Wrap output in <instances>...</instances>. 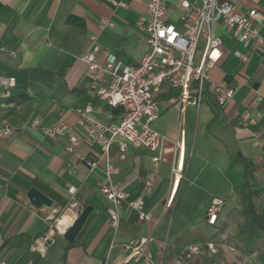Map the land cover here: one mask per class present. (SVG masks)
Returning a JSON list of instances; mask_svg holds the SVG:
<instances>
[{
  "label": "crops",
  "instance_id": "0c3cea01",
  "mask_svg": "<svg viewBox=\"0 0 264 264\" xmlns=\"http://www.w3.org/2000/svg\"><path fill=\"white\" fill-rule=\"evenodd\" d=\"M0 0V120L13 130L10 140H0V232L3 236L0 257L5 264H121L129 258L127 245L134 237H154L152 252L162 256L167 244L165 264H173L194 243L213 241L219 253L204 254L192 264H260L257 255H234L228 252L239 222L232 216L240 212L239 193L245 187L244 164L262 166L257 187H264V102L251 110L258 119L260 131L239 125L241 114L250 109L257 94L264 97V45L244 48L229 31L218 26L223 40L222 55L211 71L212 80L235 89L234 97L222 108L227 121L217 117L209 101L200 106L170 101L172 94L162 93L158 103L156 129L164 138L162 149H132L125 160L118 158L116 148L111 157L119 174L115 182L132 199H144L145 211L153 215L151 222H140L126 204L118 208L119 223L112 225L110 203L100 191L105 182L104 159L98 145L86 140L77 128L75 110L91 105L93 117L104 124L120 122L122 112H114L89 91L88 67L82 57L98 45L101 60L115 56L125 65L139 63L148 50L144 35L138 30L145 16L148 0ZM167 20L181 25L183 0H166ZM239 10L255 9V26L264 36V0H237ZM108 17L112 27L100 28ZM240 52L245 60L236 56ZM11 79L12 87L7 86ZM7 111L13 113L6 115ZM39 121L40 126L31 124ZM231 122V123H230ZM67 125L69 135L80 139L74 153L66 151L67 139L53 140L43 135L42 127ZM185 143L184 172L178 189V203L184 184L201 181L212 188L227 190L210 193L203 203L206 208L215 199L224 201L216 226L207 232L194 229L173 230L175 205L169 207L175 180L174 169L180 159L177 146ZM160 157L157 164L154 157ZM86 157L98 161L91 170L81 161ZM211 173L206 176V173ZM219 174V176H218ZM153 182L150 192L144 187ZM219 184V185H218ZM36 188L53 202L51 207L34 209L27 190ZM77 189L82 205L92 207L90 216L71 245L64 236L56 237L44 253L38 250V238L49 230L61 214L71 219L70 190ZM234 203L227 217L223 211ZM264 210V197L255 202ZM181 211V210H180ZM206 218V217H205ZM172 222V223H171ZM141 264H150L143 260Z\"/></svg>",
  "mask_w": 264,
  "mask_h": 264
},
{
  "label": "built area",
  "instance_id": "2783aa9c",
  "mask_svg": "<svg viewBox=\"0 0 264 264\" xmlns=\"http://www.w3.org/2000/svg\"><path fill=\"white\" fill-rule=\"evenodd\" d=\"M114 6H119L114 0H106ZM183 12L180 16L181 25L177 26L167 20L168 4L166 0H148L145 16L139 19L137 27L144 35L148 46L147 53L139 63L125 65L115 56L101 60V48L96 45L93 51L82 57L88 67L89 91L99 101L112 108H121L120 122L104 124L96 120L91 105L75 110L77 128L87 141L99 146L104 159L105 182L100 191L110 203L108 210L112 225L118 226V208L123 204L134 211L140 222H151L153 215L145 211L144 199H132L130 194L120 188L115 182L119 168L114 165L111 150L116 148L118 158L125 160L132 149L147 148L152 152L162 149L164 138L156 129L159 117L158 103L162 93L172 94L170 101L180 104L200 106L206 99V94L212 95L217 104L224 108L234 97V87L226 83H216L212 80L211 71L222 55L223 40L218 34V26L225 27L230 35L242 43L244 48L252 44L264 45V36L255 26L258 12L255 9L241 11L237 0H183ZM113 22L108 17L100 21V28L112 27ZM242 60L245 57L236 52ZM15 80L11 79L7 86L12 87ZM2 86L0 74V87ZM264 102V97L257 94L245 110L240 121L243 126L253 127L258 119L252 114L253 109ZM31 126L37 128L39 121ZM44 136L53 139H67L66 151L74 153L80 144V139L69 135L70 128L65 124L52 127H42ZM13 128L0 120V140H10ZM182 138L177 142L180 149V159L174 169L175 186L169 200V207L174 199L182 179L185 163V143ZM91 170L98 167V161L86 157L80 158ZM160 157H154L157 164ZM153 182L148 180L144 191L150 192ZM71 201L69 209L75 215L65 221L66 214H61L54 220L49 230L38 240V250L42 253L55 242L56 237L64 236L72 226L80 211L77 199V189L70 190ZM264 195V188H263ZM224 208V201L212 200L206 208L205 223L216 226ZM3 236L0 232V247ZM154 237H134L127 245L131 250L129 258L121 264H141L143 260L150 264H165V248L162 256L156 259L152 252ZM229 253L239 254L236 246L227 245ZM219 249L213 241L189 245L184 253L173 264H192L204 254L215 256ZM0 264H5L0 257Z\"/></svg>",
  "mask_w": 264,
  "mask_h": 264
},
{
  "label": "trees",
  "instance_id": "16d2710c",
  "mask_svg": "<svg viewBox=\"0 0 264 264\" xmlns=\"http://www.w3.org/2000/svg\"><path fill=\"white\" fill-rule=\"evenodd\" d=\"M205 100L209 101L212 111L217 117H224V120L227 119L222 108L217 104L216 99L212 95L206 94ZM110 108L113 109L112 107ZM114 112H122V109L116 108ZM11 113H13V111H7L6 115ZM235 123L242 125L240 119ZM251 128L256 132L260 131L259 124ZM242 161L244 164L245 187L239 193V197L240 212L243 219L238 224L237 232L233 235L231 244L236 246L239 254L246 256L257 255L258 262L264 264V210L258 208L255 204L259 198L264 197V187L262 189H258L257 187L258 175L262 166L260 164H251L247 159H242ZM28 191L29 190H27L26 193ZM177 194L178 190L173 206L175 205ZM88 206V204L82 205V210ZM78 242L79 239L77 238L71 245Z\"/></svg>",
  "mask_w": 264,
  "mask_h": 264
},
{
  "label": "rangeland",
  "instance_id": "374dc122",
  "mask_svg": "<svg viewBox=\"0 0 264 264\" xmlns=\"http://www.w3.org/2000/svg\"><path fill=\"white\" fill-rule=\"evenodd\" d=\"M210 174L211 173H209L208 171V173H206V176ZM187 184L188 183H185L183 189H181L182 195L180 202L178 203V198L176 201V205H178L176 209L179 210V213L176 212L174 214L175 220L173 222V230L176 231L180 228H192L195 232H207L209 231V228L205 223L206 214L203 203L206 201L210 193L217 192L223 194L227 190L212 188L211 183L205 181H201L200 183L195 182L189 187H187ZM234 197L238 198L237 192L233 193L231 200L222 213L225 218L227 217L229 209H231V206L234 203ZM242 219L243 218L241 212H238V217L236 215L232 216L231 221L233 223H236V221L239 222Z\"/></svg>",
  "mask_w": 264,
  "mask_h": 264
},
{
  "label": "water",
  "instance_id": "95a60500",
  "mask_svg": "<svg viewBox=\"0 0 264 264\" xmlns=\"http://www.w3.org/2000/svg\"><path fill=\"white\" fill-rule=\"evenodd\" d=\"M27 198L30 202V205L36 210H40L44 207H51L53 204L50 198H48L45 194H43L36 188H31L28 191ZM91 211V206L85 208L76 218L72 226L67 230L64 238L69 244H73L75 242L81 230L85 226Z\"/></svg>",
  "mask_w": 264,
  "mask_h": 264
},
{
  "label": "bare ground",
  "instance_id": "6f19581e",
  "mask_svg": "<svg viewBox=\"0 0 264 264\" xmlns=\"http://www.w3.org/2000/svg\"><path fill=\"white\" fill-rule=\"evenodd\" d=\"M64 220L69 221L70 220L69 216L65 215Z\"/></svg>",
  "mask_w": 264,
  "mask_h": 264
}]
</instances>
